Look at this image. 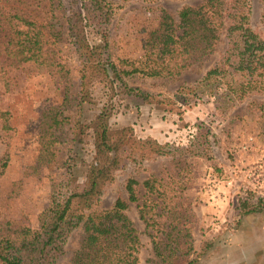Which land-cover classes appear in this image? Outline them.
I'll return each instance as SVG.
<instances>
[{"label": "trees", "instance_id": "16d2710c", "mask_svg": "<svg viewBox=\"0 0 264 264\" xmlns=\"http://www.w3.org/2000/svg\"><path fill=\"white\" fill-rule=\"evenodd\" d=\"M47 1L51 8L61 10L63 31L48 20L21 11L15 0H0V79L8 86L12 73L21 67L50 69L60 75L65 82L63 102L42 114L36 170L54 164L61 146L67 149V158L62 164L63 178L53 180L54 200L41 213L37 228L26 216L0 221V264H58L66 255L68 264H140L142 244L128 214L131 204H136L151 240L150 264H197L212 243L196 250L190 205L182 202V193L178 195L170 181L150 176L141 183L130 177L124 187L126 196L118 197L110 209L99 208L124 167L122 152L129 141H136L140 161L172 157L173 153L153 139H133L132 129H111L107 107L90 122L83 121L84 105L99 75L106 78L112 92L151 103L158 95L132 87L130 79L175 80L185 71L204 69L225 42L221 61L198 81L201 88L216 93L225 82L231 101L264 92V37L249 25V10H244L247 0H203L196 6H184L177 16L162 10L146 43V59L120 58L113 53L109 25L114 9L108 0H89L83 12L69 14L61 0ZM92 21L98 23L94 26L102 36L101 43L94 46L87 34ZM63 38L72 46L77 61L78 93H71L70 77L75 70L70 69L59 46ZM181 90L193 89L181 87L176 94ZM247 107H255L264 117V100L252 99ZM10 119V112L0 108V127L5 133L13 129ZM90 130L95 158L85 181L79 184L73 175L75 149ZM239 210L242 217L261 213L264 198L254 203L249 198L242 200ZM78 229H82L81 239L77 248L69 251L68 241Z\"/></svg>", "mask_w": 264, "mask_h": 264}, {"label": "rangeland", "instance_id": "374dc122", "mask_svg": "<svg viewBox=\"0 0 264 264\" xmlns=\"http://www.w3.org/2000/svg\"><path fill=\"white\" fill-rule=\"evenodd\" d=\"M15 1L21 11L48 20L56 30L63 31L61 10L51 8L47 0ZM61 1L66 14L83 12L89 5V0ZM108 1L114 9L109 25L113 53L120 58L146 59V43L162 10L177 16L184 6H196L203 0ZM244 10H249V25L264 37V0H247ZM95 23L87 26L93 46L99 45L102 37ZM59 46L70 69L75 70L70 77L71 93H78L72 46L65 38ZM226 49L227 42L204 69L185 71L175 80L130 79L132 87L158 95L151 103L112 92L106 78L99 75L90 89L82 118L90 122L107 107L111 129H132L133 139H153L173 153L172 157L140 161L136 141H129L122 152L124 167L117 172L99 208L110 209L118 197H125L124 187L130 177L141 183L150 176L162 178L170 181L178 195L182 193L185 205H190L196 250L212 243L197 264H264V210L244 217L239 214L242 200L249 198L254 203L264 198V117L255 107H247L252 99L263 101L264 92L243 101H231L226 96L225 82L216 93L204 91L198 84L207 69L221 61ZM64 83L50 69L30 67L14 71L8 86L0 79V108L10 112L13 128L5 133L0 127V221L26 216L37 228L41 213L54 200L53 180L63 178L67 149L61 146L54 164L36 170L38 133L43 112L62 104ZM181 87L193 90L176 94ZM83 139L75 149L77 164L73 170L79 184L85 181L89 164L95 158L91 130ZM128 214L141 238L140 264H150L153 248L136 204L130 205ZM81 236L82 229L73 233L67 244L69 251L77 248ZM68 259V255L63 256L58 264H68Z\"/></svg>", "mask_w": 264, "mask_h": 264}, {"label": "crops", "instance_id": "0c3cea01", "mask_svg": "<svg viewBox=\"0 0 264 264\" xmlns=\"http://www.w3.org/2000/svg\"><path fill=\"white\" fill-rule=\"evenodd\" d=\"M212 206V205H211Z\"/></svg>", "mask_w": 264, "mask_h": 264}]
</instances>
